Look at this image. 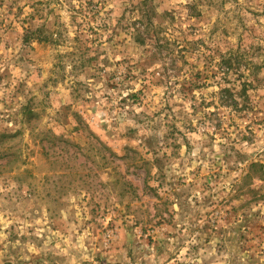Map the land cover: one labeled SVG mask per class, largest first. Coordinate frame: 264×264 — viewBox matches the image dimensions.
Masks as SVG:
<instances>
[{
  "label": "rangeland",
  "instance_id": "obj_1",
  "mask_svg": "<svg viewBox=\"0 0 264 264\" xmlns=\"http://www.w3.org/2000/svg\"><path fill=\"white\" fill-rule=\"evenodd\" d=\"M0 264H264V0H0Z\"/></svg>",
  "mask_w": 264,
  "mask_h": 264
},
{
  "label": "trees",
  "instance_id": "obj_2",
  "mask_svg": "<svg viewBox=\"0 0 264 264\" xmlns=\"http://www.w3.org/2000/svg\"><path fill=\"white\" fill-rule=\"evenodd\" d=\"M28 39H29V36H27V39L25 40V41H28ZM229 60V59H228ZM229 63H230V60L228 61ZM230 67V66H229ZM254 83H255V80H251V81H249L248 82V84L250 85V86H253L254 85ZM245 84H247V83H245ZM247 84V85H248ZM225 91L230 95V97H234V92L232 91V89L231 88H225ZM243 93H245V89H243ZM257 164H254L253 166H256ZM262 169H263V166H262ZM251 174H249V176H250Z\"/></svg>",
  "mask_w": 264,
  "mask_h": 264
}]
</instances>
